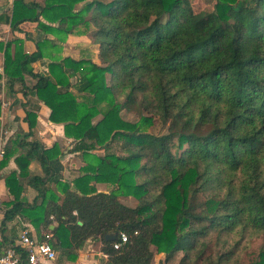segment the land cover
<instances>
[{
  "label": "trees",
  "instance_id": "1",
  "mask_svg": "<svg viewBox=\"0 0 264 264\" xmlns=\"http://www.w3.org/2000/svg\"><path fill=\"white\" fill-rule=\"evenodd\" d=\"M6 21L13 31L34 22L61 41L89 33L101 59L50 55L44 75L33 64L60 46L45 39L27 53L21 39L0 41L9 90L24 74L37 78L34 92L86 161L72 181L55 180L61 198L51 186L59 145L13 141L0 161L18 153L5 175L6 245V225L23 216L71 261L92 238L106 264H152V246L167 260L183 252L184 264H264V0H216L201 11L186 0H14ZM35 116L25 117L30 129ZM32 160L44 175L30 174ZM24 178L37 191L32 202ZM122 232L128 241L117 249ZM254 237L260 252L241 263L237 250Z\"/></svg>",
  "mask_w": 264,
  "mask_h": 264
},
{
  "label": "crops",
  "instance_id": "2",
  "mask_svg": "<svg viewBox=\"0 0 264 264\" xmlns=\"http://www.w3.org/2000/svg\"><path fill=\"white\" fill-rule=\"evenodd\" d=\"M13 4L14 0H0V41L6 43L17 38L21 39L23 41L24 50L27 53L36 51V43L45 39L49 40L52 44L60 46L61 50L48 49L47 55L39 58L33 64L35 71L47 75L49 72V64L52 61L50 55L63 57L72 56L67 53V50L73 34H70L66 41H61L54 34L45 32L39 28L36 23L29 21L22 23L19 26V30L13 31L10 24L6 21L7 17L12 13ZM87 47L89 46L85 48ZM96 56L100 58L99 49ZM72 57L76 59L88 58L95 61V59L91 57ZM4 59V51L0 50V82L4 83L5 80V84L3 85L6 86L2 88L0 86L2 89V92L0 91L2 106L0 117V161L4 158V154L8 148L14 145L13 141L17 138L18 140L21 138L34 141L37 140L41 142L45 148H51L55 144H58L62 154L51 160L52 166L56 172V176L53 179L54 182L52 183H54L56 187V179L72 181L81 174L82 167L86 165L82 152L73 150L76 140L65 134L64 123L53 122L50 119V107L39 99L34 92L37 78L29 74H24L25 84L18 82L14 85L13 91L9 90L7 84L8 78L4 75L3 70ZM95 62L101 63V61ZM76 80L77 77L72 78L73 82H76ZM73 91L77 93L75 88H73ZM28 111L36 115L33 119L34 124L32 129H30V125L25 119ZM94 151L99 154L104 153L101 149ZM17 154L18 153L11 157L9 163L5 167L0 168V197L4 202L12 198L5 184V175L17 168V164L14 160ZM29 169L31 175H44V171L38 160H32ZM23 182L25 185L24 195L32 202L37 195V191L35 188L28 185L26 178L23 179ZM93 182H91V184H93ZM94 184H97L99 188V185L105 183L95 182ZM107 191L109 190H101V192ZM54 226L55 224L51 225V228ZM26 227L30 229L32 235L39 237L35 227L23 216H18L12 222H9L6 225L5 234L8 235L10 240H14L15 243L21 230ZM100 248L101 242L99 240L89 238L83 248L79 250L78 258L75 261L68 260L57 251V255L59 254L60 258L58 260L56 259L53 264H106L108 257L100 251Z\"/></svg>",
  "mask_w": 264,
  "mask_h": 264
},
{
  "label": "rangeland",
  "instance_id": "3",
  "mask_svg": "<svg viewBox=\"0 0 264 264\" xmlns=\"http://www.w3.org/2000/svg\"><path fill=\"white\" fill-rule=\"evenodd\" d=\"M216 0H186V2L195 10V11H201V10H213L214 9V4ZM81 6L80 4L76 5V8H79ZM72 39L68 45V54L75 56V57H91L94 58L95 61H101L99 57L96 56L98 49L96 43L93 42L92 36L88 34H73ZM68 39V38H67ZM86 46H89L85 48ZM4 83L0 82L1 88L4 86ZM6 87V86H4ZM0 88V91L2 92V89ZM4 93V92H3ZM3 97V94H2ZM2 99V98H1ZM123 118L130 120V121H137L139 119L138 113L136 111H130L127 109H123L121 111ZM101 116H98L100 118ZM162 130L164 128H161ZM149 131H159L160 127L158 126H152L148 129ZM114 151L121 153V149L115 144L114 145ZM97 153V152H96ZM54 182V180H53ZM96 181L93 182V184ZM98 183V182H97ZM105 183V182H102ZM97 188L98 191L101 190H110V184L105 183L103 185H99V188L97 187V184H94ZM52 188L61 196L63 197V193L57 188V185L55 187L54 183H52ZM120 200L127 205L134 206L137 203L136 198L133 196H121ZM4 201V200H3ZM263 244V239L262 237H254L251 238L247 241H244L243 244L238 248L237 253H236V258L239 259L241 263H248L254 259L257 258L260 249ZM155 256H154V261L152 264H184L181 263L182 259L184 257L183 252H178L174 258H171L170 260L166 259V255L164 253H160L157 251L156 246H152ZM212 250V251H211ZM208 250L207 255H209L211 252H213V249ZM218 249H216V252ZM61 256V255H60ZM62 257V256H61ZM59 254L57 255V260L59 259ZM187 263V262H186ZM202 260H199L196 262V264H202Z\"/></svg>",
  "mask_w": 264,
  "mask_h": 264
},
{
  "label": "built area",
  "instance_id": "4",
  "mask_svg": "<svg viewBox=\"0 0 264 264\" xmlns=\"http://www.w3.org/2000/svg\"><path fill=\"white\" fill-rule=\"evenodd\" d=\"M6 211L3 199L0 197V264H53L57 259V251L48 242L50 233H42L45 240L31 234L30 229L23 228L18 239L12 245H6L2 232V221ZM128 241V235L121 233V240L114 243L115 248Z\"/></svg>",
  "mask_w": 264,
  "mask_h": 264
},
{
  "label": "water",
  "instance_id": "5",
  "mask_svg": "<svg viewBox=\"0 0 264 264\" xmlns=\"http://www.w3.org/2000/svg\"><path fill=\"white\" fill-rule=\"evenodd\" d=\"M107 239H109V240H115L116 239V236L115 235H112V234H109V235H107Z\"/></svg>",
  "mask_w": 264,
  "mask_h": 264
},
{
  "label": "bare ground",
  "instance_id": "6",
  "mask_svg": "<svg viewBox=\"0 0 264 264\" xmlns=\"http://www.w3.org/2000/svg\"><path fill=\"white\" fill-rule=\"evenodd\" d=\"M4 237H5V235H4ZM49 240V239H48Z\"/></svg>",
  "mask_w": 264,
  "mask_h": 264
}]
</instances>
